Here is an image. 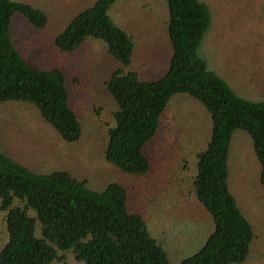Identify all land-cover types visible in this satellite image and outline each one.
<instances>
[{"label": "trees", "instance_id": "16d2710c", "mask_svg": "<svg viewBox=\"0 0 264 264\" xmlns=\"http://www.w3.org/2000/svg\"><path fill=\"white\" fill-rule=\"evenodd\" d=\"M117 1L96 0L54 41L59 51L72 53L89 38L100 40L122 65L105 81L117 105L108 128L106 161L128 175L147 174L150 163L144 150L157 135L171 99L188 95L199 101L210 114L213 129L207 149L196 154L193 189L211 215L214 230L204 246L181 264L244 263L255 233L230 191L229 155L233 134L246 132L253 140L264 187V101L240 97L200 57L199 47L212 23L211 10L201 0H166L172 47L169 68L158 81L140 80L138 73L129 70L137 44L109 15ZM16 14L38 30L48 25L44 11L0 0V103L34 105L63 141L76 143L82 126L69 104L65 75L23 58L11 35ZM127 203V189L120 183L92 190L87 181L66 171L39 174L0 150V211L5 213L9 235L0 251V264H51L64 260L60 254L66 252L85 264H171L144 219L130 213ZM31 210L37 217L29 216ZM39 224L40 236L36 234Z\"/></svg>", "mask_w": 264, "mask_h": 264}, {"label": "rangeland", "instance_id": "374dc122", "mask_svg": "<svg viewBox=\"0 0 264 264\" xmlns=\"http://www.w3.org/2000/svg\"><path fill=\"white\" fill-rule=\"evenodd\" d=\"M11 1L26 3L47 15L48 25L43 30L34 28L22 15H14L12 39L29 64L63 72L82 137L76 143L63 141L34 105L11 101L0 103V150L39 174L66 171L87 181L92 190L122 184L127 189L128 211L144 219L171 264H181L196 254L214 230L211 215L193 189L196 154L207 149L212 135L213 121L208 111L188 95L174 96L161 117L157 135L144 150L149 172L141 176L125 174L105 158L108 128L117 109L105 81L122 65L100 40L89 38L72 53L59 51L54 43L74 17L96 0ZM201 2L209 6L212 23L199 47L200 57L240 97L250 102L264 101V0ZM109 15L137 44L129 70L138 73L142 81L163 78L172 56L167 1L118 0ZM243 146L232 143V176L228 179L230 191L255 233L249 256L241 264H264V187L257 182L260 164L249 145ZM29 216L37 214L31 210ZM40 228L39 224L38 236ZM8 240L5 213L0 211V251ZM60 255L64 260L51 264H85L77 262L71 252Z\"/></svg>", "mask_w": 264, "mask_h": 264}, {"label": "crops", "instance_id": "0c3cea01", "mask_svg": "<svg viewBox=\"0 0 264 264\" xmlns=\"http://www.w3.org/2000/svg\"><path fill=\"white\" fill-rule=\"evenodd\" d=\"M209 142V141H208ZM207 142V144H208ZM234 142H237V143H241V147L244 145V144H247L249 145V147L251 148H248L249 150H251L252 154L254 155L255 157V161H257V156L255 154V149H254V144H253V140L251 139V137L246 133V132H243V131H236L234 134H233V137H232V141H231V147H230V155H229V158L231 156V150H232V143ZM244 147V146H243ZM199 152H202V151H199ZM197 152V153H199ZM259 162V161H258ZM259 167V166H258ZM259 173L258 175H260V172H261V166L259 167ZM231 173H230V159H229V177H231ZM234 176V175H233ZM259 180H260V177H259ZM258 184L261 185L260 181H257Z\"/></svg>", "mask_w": 264, "mask_h": 264}]
</instances>
